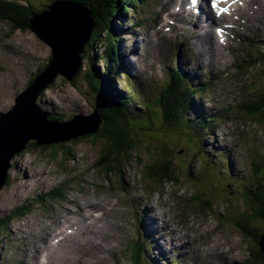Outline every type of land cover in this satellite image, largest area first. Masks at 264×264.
Here are the masks:
<instances>
[{
  "label": "rangeland",
  "instance_id": "374dc122",
  "mask_svg": "<svg viewBox=\"0 0 264 264\" xmlns=\"http://www.w3.org/2000/svg\"><path fill=\"white\" fill-rule=\"evenodd\" d=\"M28 1L36 5L52 3V0ZM261 1L262 0H257L258 7ZM43 9V7H36V11H41ZM260 20L261 22L257 21V25L262 28V32H260V36L254 35L252 39L264 41V7L260 14ZM125 25L128 26V23L125 22ZM246 27L248 28L251 26L247 25ZM150 35H152V29L149 31L148 36H145L147 40ZM128 37L129 38H126L125 41L128 47H130V45L132 46L134 43V40L132 35ZM112 39L115 41L116 37L114 36ZM117 40L123 42L122 39ZM137 41L138 37L135 36V45ZM173 43V40L167 42L158 53L148 60H138V64H136L135 67L140 68V70L137 71L139 73L138 79L144 91L148 89V85L162 87L163 83H165L164 80L167 79V74L174 69L173 66L176 61V56H174ZM253 49V47L249 46V43L237 41L234 42L231 49L225 48L224 52L227 56L231 53H235L234 55L232 54V56H238L240 60H244L247 56H252L251 53L256 54ZM51 52V48L41 41L31 30L27 32H14L13 25L10 21H0V112L6 114L13 109L16 104L15 99L28 88L30 78L37 71H40L46 66ZM6 55L7 57H5ZM256 56H258V54L252 57L255 58ZM197 57L200 56H193L192 60H196ZM187 61L188 57L185 58V62ZM98 62L97 67H99L101 63L99 59ZM82 66L83 69L86 68L85 64ZM234 70H236V68L230 70L231 75ZM238 71L239 72L232 75L233 79L230 84H227V90L225 91L229 94L227 103L236 104L237 108L239 107L237 113L234 115L236 117L234 119H236V125L243 128L244 131V138L241 141V146H237L234 156L233 153H231V159L229 158V164L235 165L236 171L240 170V172L243 173L239 178L224 177L223 172L227 173V171L223 169V172L220 173L219 170L223 168V166L216 164L212 160L209 161L212 165L209 163L205 164V168L208 171L204 176L200 170L204 167L199 165L198 162V159H200L201 162H203V160L199 158L198 155L196 156V153H189L195 150L193 146L183 144V138L178 137L177 133L174 131L172 134H166V138L161 124L155 122L151 128H146V125L143 123H136L134 125L137 135L133 137L137 143L134 147L136 150L134 154H137L138 159L140 158L143 164L138 165V163L135 162L136 157L133 155L134 157H131L132 160L130 165L125 168L129 167L130 172L135 173L125 180L136 177L138 187H142L146 196L155 195V192H158L160 189L165 190L163 191L165 195H174L175 197L171 205L178 210L181 209V203L179 201L180 196L186 193V189L184 188L185 192L178 190L179 199L176 198L177 194L175 188H177V183L170 184L166 181L161 182V178L157 180L152 177V179L150 176L146 175V173L151 174L150 166L157 164V162H163L164 159L168 158L171 168H173V171L176 170L175 175L180 174L181 176H185V178H189L190 176L196 178L195 176L198 174V178L202 176L199 181H191L187 185L189 190L187 192H196L194 201L200 205L208 207L209 205L207 202L211 200L210 203L208 202L211 206V212L215 213L216 211L218 218H206L207 215L195 209V207L199 206H196L194 203L191 204L192 206L195 205L192 209L187 207L185 211L181 213L185 220L175 219L179 222H185L184 225H187L188 221H194L203 231L201 241H204V239H202L203 237H207L209 243L217 241L218 244H224V250H229V246H231V250H229L225 256V260H227L229 256L230 263L239 261L235 264H249L252 254L250 250L254 245L253 237L249 233H243L235 223L238 222L236 221L237 219L243 218L242 216L245 217V214L249 216L247 212L250 210L249 202L254 194L253 178L260 176L264 181V169L259 171L258 174L252 172L254 171L252 165L253 159L254 156H256H252V154L253 151H256L255 148L262 149L257 155V161L264 163V139L260 141V145H257L259 131L260 129L264 130V115L261 117L248 115L240 107L239 100L236 101L239 97L235 98V96L238 94V90L242 92L243 100H247L249 97L247 102L251 101V99H256L257 95L260 93L264 96V61L249 73L246 70ZM239 73L241 75H239ZM249 84H252V86L247 87ZM90 92L91 90H88L85 83L84 75L75 77L73 81H68L66 78L58 76L51 88L42 94L41 98L38 100L40 102H38V106L39 108L42 106L43 111H48L51 115L52 113L53 115L58 113L53 116L55 118L68 119L73 114L87 116L92 114V108H94L96 101L95 94L93 96ZM218 92V90H215L213 93L208 94V97L205 98L206 107L212 104V95ZM139 100H137V103ZM240 101L242 102V97ZM137 103L134 102L133 106H136ZM195 105L198 106L195 110L193 109L195 112L192 113L189 111V108L187 109V112L192 117L196 112L204 113L203 109L206 110L198 103ZM133 106H131L130 109L127 108L124 110V113L128 115L127 117L142 113L134 112ZM216 112L217 106L214 107V110L210 111V114ZM231 112L235 113L234 107ZM221 121H224V119H221ZM209 136L215 138V136L210 134ZM172 137L177 141L175 142ZM211 140L213 142L215 139L211 138L209 141ZM215 141L218 147V151L216 152L220 154V150L223 149L222 141H218V138ZM106 145L109 146L110 142L104 137L103 139L97 137V139L91 140L84 139L83 137L79 138L78 141H72L66 144L65 148H58L59 155L54 154L51 149L36 150L35 146L29 145L28 148L13 158L11 161L12 166L9 171L10 178L8 184L0 191V219L4 216L5 218L12 216L11 212L19 208L20 205H28L27 210L30 214L23 218H14L15 221L11 220L7 227L0 232V264H23V262H28L31 254L35 252L39 238L42 237L37 235L34 231L40 229L43 232L42 235H46V226L49 219L56 221L57 216L62 213L59 210V206L62 205L61 203H57L58 207L51 211L49 205L43 209L33 202L35 196H42L51 187L57 186L60 183L59 177L63 175L62 173H70L74 170L73 175L70 177L71 181H74V185L77 184L78 186H82L86 195L97 197L99 201L108 199V196H101L97 185H100L99 188L102 192L112 196L107 202L115 201L114 197L121 198L122 203L126 202V197L128 198L130 196V188H128V191H125L126 196L120 191H117V186H121L124 181L120 179L122 175L118 174L119 178L113 173L108 176L106 173H103L100 168L93 169L94 164L96 162L98 163L104 155L103 151ZM205 149L207 150L206 146ZM68 152L71 153L70 156L72 159H65ZM194 156L196 158H194ZM223 157L225 156L223 155ZM177 164L179 166H177ZM145 166L147 168L146 172ZM103 167L107 168V165ZM178 170H180V172H177ZM209 174H211V178H209ZM84 175L87 176L86 180L83 178ZM63 177H65L63 180H68V177ZM210 180H212V182ZM219 180L222 184H220ZM92 184L96 185L93 186ZM219 186L220 192H218ZM79 193V190H71L69 192L71 198L79 195ZM59 195H63L66 198V193L58 190L55 191L54 194H51L50 198L54 200ZM231 195L232 198L230 197ZM155 199L159 202L158 197H155ZM214 199H216L219 204L216 201L213 202ZM165 201L167 200L165 199ZM187 201L192 202L193 197H189ZM162 204L164 205V203ZM213 204H215V210H213ZM124 209L125 205L123 204L118 212L122 214ZM48 211H51V213ZM164 211L169 213L167 209H164ZM173 217L174 215H171V221L174 219ZM124 218L128 220L126 215ZM248 220H250L248 224L251 229L260 227L258 219L253 220L252 217H247V221ZM132 223L123 224L124 230L120 231L119 236L115 230L108 231L104 235H101L97 238L100 244L88 247L87 251L89 258L87 261L84 257L78 256L76 258L77 262L75 263L126 264V259L123 258V253H121V251L124 247H128L129 242L135 236V229ZM216 225L217 229L215 227ZM115 240H118V243H116L117 247H114L115 243L113 241ZM217 250L222 251L220 247ZM211 262L216 263L215 260H211Z\"/></svg>",
  "mask_w": 264,
  "mask_h": 264
},
{
  "label": "trees",
  "instance_id": "16d2710c",
  "mask_svg": "<svg viewBox=\"0 0 264 264\" xmlns=\"http://www.w3.org/2000/svg\"><path fill=\"white\" fill-rule=\"evenodd\" d=\"M19 1L0 0V20L7 22L10 21L13 25L14 32H25L30 29L31 18L37 12L30 6L32 4L28 0ZM74 1L87 6L89 5L88 7L93 11L92 17L95 19V28L92 37L89 43L85 46V52L83 55L84 63H89L90 69L86 70L82 68L77 76L84 75L88 90H91L90 93L93 94V96L95 94L96 97V101L94 100V109H97L101 113L104 122L103 131L97 135H93L92 138L97 139V137H99L100 139H103L104 137L110 142V145H106L104 148L103 159H101L102 165L100 166L103 167L107 165V169H109L110 172L116 171L119 174L120 172L121 174L126 173L125 167L130 165L132 160L131 157L134 155V147L137 145L136 140L133 138L134 136H137L135 132L136 129L132 128L136 123H143L146 125V128H151L156 122L163 127L165 136L168 133L172 134V131H174L179 135L178 137L183 138V140L196 144V139L193 137L199 136L201 134L200 131L207 130L210 126V122L207 119L202 118L197 124L188 116V105H184L190 100L194 101V95H196V93L202 94L204 91L203 88L196 87V90L193 89L192 93L190 89H185L186 91H181L179 89L177 92H174L173 90V92L167 94V96L165 95L164 97L158 98L153 104L147 102V108L144 109L142 106V113L127 117L128 115L127 113H124V110L128 108L129 104H132V100L124 97L119 98L115 94L113 86L115 78L113 77L112 70L108 71L106 69L103 73L99 71L98 67H94L99 63L96 58V48L104 46L105 53L101 55L100 59L108 60L112 53H116V45L118 42L110 38V35L114 34L115 20L122 13V6L126 5L125 7H128L137 0ZM104 33L107 34L104 35ZM50 59L51 58H49V61ZM176 80H178L177 76ZM166 85L169 87L171 86L168 83H166ZM260 106L261 108L264 107V101L262 104L260 103ZM259 111L260 108H252V112L256 114H258ZM51 119L62 120L63 118L51 117ZM132 122L135 124H133L132 127H129L128 125ZM174 141L176 142L177 140L174 139ZM30 145L35 146L36 150L52 149L53 153L57 155H59L57 149L63 148L62 145L51 146L49 148H38L34 143H31ZM70 154L71 153L68 152L65 159H72ZM135 157V162H137L138 165H142L143 162H141L140 158L138 159L137 154H135ZM166 159H164L163 162H157V164L150 166V172L152 174L150 177H154L157 180L158 178H161L167 181H178V176L175 175V171L171 168L170 162L168 161L167 163ZM255 166H257V168H255L257 174L264 169V164L260 165L255 163ZM7 181H9V179H7ZM253 187L254 194L249 202L250 210L247 211L249 216L245 214V218H240L238 220V226L242 231H248V229H250V225L248 224L250 223V220L247 221V217H252L253 220L258 219V221L260 219L261 224H264V181L260 176L256 178ZM14 217H18V214H13V218ZM6 226L7 220H0V232H2ZM261 229L262 227L257 229L260 231L259 235L256 234V231H251L250 233L253 237L254 245L249 264H264V255L259 246L262 236ZM141 252L142 256L139 255V262H137V264H150L151 260H149V257L144 256L145 250L143 246Z\"/></svg>",
  "mask_w": 264,
  "mask_h": 264
},
{
  "label": "water",
  "instance_id": "95a60500",
  "mask_svg": "<svg viewBox=\"0 0 264 264\" xmlns=\"http://www.w3.org/2000/svg\"><path fill=\"white\" fill-rule=\"evenodd\" d=\"M94 27L91 12L79 4L56 3L32 19L30 30L51 48L52 58L45 70L15 99L13 109L0 113V190L6 185L11 161L32 142L38 148L58 145L65 148L78 138L101 133L99 114L77 116L67 123L51 122L48 113L37 104L40 95L58 76L68 81L74 79ZM260 248L264 255V233Z\"/></svg>",
  "mask_w": 264,
  "mask_h": 264
},
{
  "label": "bare ground",
  "instance_id": "6f19581e",
  "mask_svg": "<svg viewBox=\"0 0 264 264\" xmlns=\"http://www.w3.org/2000/svg\"><path fill=\"white\" fill-rule=\"evenodd\" d=\"M78 1V0H77ZM81 2V1H80ZM89 6V5H88ZM261 9L260 10H262L263 9V7H264V0H262L261 1ZM193 9H194V7L192 6L191 8H189L188 9V11H190L191 12V14L193 15V13H192V11H193ZM195 11L196 12H199V11H201V7H196L195 8ZM93 12V11H92ZM172 14L174 15V17H175V19L176 20H178V22L179 21H182L183 19H182V16L181 15H176V13H175V11H173L172 10ZM183 14H184V12H183ZM207 21H208V23L209 24H213L215 21H216V19H215V16L214 15H211V14H208V18H207ZM199 22V21H198ZM197 22V23H198ZM201 23L203 22L202 20L200 21ZM196 23V24H197ZM204 28L205 29H207L208 28V26H207V24L205 25V23H204ZM127 28H129L128 26H127ZM205 29H204V31H205ZM208 30V29H207ZM205 31L204 32V35L205 34H208L209 32L208 31ZM185 31L186 32H194L193 30H191V29H185ZM16 44H18V43H16ZM20 45V44H19ZM200 47L201 48H203V47H205V48H207V49H209L210 48V50H212V48L213 49H215V50H217V48L219 47V45H218V42H216L215 40H213V39H211V43H210V41H208V39L207 38H205V37H202V40H201V42H200ZM177 48L179 49V47L177 46ZM22 49V48H21ZM177 51H179V50H177ZM96 52V51H95ZM96 54H97V52H96ZM179 54H176V59L177 60H179V63H180V65H183L184 64V62H185V58H182V59H179V56H178ZM9 57V56H8ZM97 58V57H96ZM201 56L200 57H197V60L198 61H200L201 59ZM98 60V59H97ZM214 60H217L216 58H214ZM100 61V60H99ZM101 63H102V61H100ZM100 63V64H101ZM192 64V63H191ZM191 64H189V65H191ZM45 67V66H44ZM132 70H134V71H139L140 70V68H134V67H132ZM190 74H192V75H196V73L195 72H189ZM169 74H171V72H169ZM177 76V75H176ZM166 84V83H165ZM199 95H198V97L196 98V99H200L202 96L200 95V93H198ZM39 102V101H38ZM40 103V102H39ZM195 104L196 103H193L192 101H189L188 103H186L184 106H186V105H188V108H189V111H191L192 113L193 112H195V111H193V109L195 110V108H197L196 106H195ZM219 105H220V107H221V110H222V104L221 103H219ZM202 108H205L206 109V107H204V106H201ZM41 108V110L43 111V109H42V106L40 107ZM207 111H208V109H206ZM58 114V113H57ZM57 114H54L53 115V113H52V115L51 114H48V117L49 118H51V117H53V116H55V115H57ZM220 114H222V113H219V115ZM188 117V116H187ZM204 141V143H205V140H203ZM222 147L224 148L225 147V150H227V151H229V154H230V159H231V153H233L230 149H228V147H226V145L223 143V145H222ZM206 150V149H205ZM207 151V150H206ZM234 156V155H233ZM135 202L137 203V206H136V208L138 209V205H139V203H143V202H141V200L139 199V198H136V200H135ZM62 210H65V211H67V212H69L71 215H77V213L70 207V206H63V205H61V206H59ZM97 207V206H96ZM150 209H152V207L150 208V206H146L145 207V211L146 212H150V211H153V210H150ZM85 210V212H86V215H91L92 213H91V211L90 210H86V209H84ZM144 216H145V213H144V211H140ZM11 214H12V212H11ZM147 216H148V214H147ZM165 216V215H164ZM164 216H161V215H159V216H155L154 217V220H153V227H152V229L155 231V232H157V230L159 229L160 231H169V228H168V225H166V221H164L163 219H162V217H164ZM99 217V216H98ZM90 220H92V222H91V224L93 225L94 224V221L95 220H98V219H94V217L92 216V218L90 219ZM89 221V219L87 218V219H85V221L84 222H82L81 223V225H86V223ZM71 223H74V222H71ZM161 224V225H159V224ZM69 224V221H66V222H59V224H56V225H51V228H50V230L52 231V233H50V234H48L46 237H44V245H45V250L44 251H42V250H38V254H42L43 255V258L45 259V261H48L49 259H51V258H54V256H57V258L58 259H61V258H68L69 260H70V262H72L73 263V260H72V258L71 257H69V256H63L62 254L63 253H65V248L63 247V246H61V245H56V244H53L52 243V240H53V238H54V236H56V235H61V234H64L65 233V230H66V226ZM263 228H264V226H262ZM78 229H79V231H80V228L79 227H77V229H76V231L75 232H77L76 233V235L75 236H77L78 235ZM159 231V232H160ZM173 232H170L169 233V235H170V239H171V237L173 238V239H175L176 241H179L180 243H183V244H181L182 245V247H183V249L185 250H187L188 252H189V254H190V261L191 262H188L189 264H194V261H193V258H192V253H191V249H190V247H189V245H188V243H186V242H183L182 240H180V239H178V238H175L174 237V235L172 234ZM71 238H74L73 237V235H69ZM80 241H82V240H80ZM84 242V241H83ZM95 244V243H94ZM93 244V245H94ZM83 245V247H87L88 245L86 244V243H83L82 244ZM175 245V244H174ZM185 245L187 246V248L185 247ZM221 249H222V251H224V248H223V246H225L224 244H220V245H218ZM175 248H180L181 250H182V248L181 247H175ZM158 250H162V248H161V246H159L158 247ZM96 253V252H95ZM94 253V254H95ZM93 254V255H94ZM221 254H222V252H221ZM221 254L220 253H218V257H220V258H222L221 257ZM155 256H157L156 254H155ZM36 257V256H35ZM35 257H33V255L31 254V257L29 258V261L28 262H23V264H45V261H42V262H39V261H34V262H32L31 261V259L33 260V259H35ZM87 258H89V255H87ZM157 258V257H156ZM85 259V258H84ZM86 261H87V259H85ZM75 262H77L76 261V259H75ZM193 262V263H192ZM52 264H54V263H52ZM75 264H78V263H75ZM82 264H89V263H82ZM93 264V263H92Z\"/></svg>",
  "mask_w": 264,
  "mask_h": 264
},
{
  "label": "snow or ice",
  "instance_id": "6c2138e0",
  "mask_svg": "<svg viewBox=\"0 0 264 264\" xmlns=\"http://www.w3.org/2000/svg\"><path fill=\"white\" fill-rule=\"evenodd\" d=\"M192 2L195 4V3H197V0H192Z\"/></svg>",
  "mask_w": 264,
  "mask_h": 264
}]
</instances>
